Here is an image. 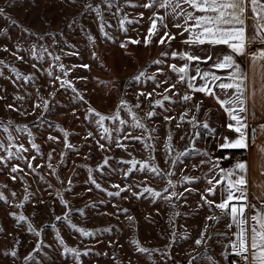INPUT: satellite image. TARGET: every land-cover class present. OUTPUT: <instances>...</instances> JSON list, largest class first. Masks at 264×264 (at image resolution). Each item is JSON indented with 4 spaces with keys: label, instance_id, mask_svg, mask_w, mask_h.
Wrapping results in <instances>:
<instances>
[{
    "label": "rangeland",
    "instance_id": "rangeland-1",
    "mask_svg": "<svg viewBox=\"0 0 264 264\" xmlns=\"http://www.w3.org/2000/svg\"><path fill=\"white\" fill-rule=\"evenodd\" d=\"M147 2L0 0L4 10L0 15V61L4 62L0 65V194L5 197L0 200V264H189L197 256L192 264H229L230 254H225L230 253L228 245L237 229L228 227L227 216L219 221L207 219L219 216L220 210L201 201L209 186L205 174L213 175L209 168L216 160L218 109L209 96L193 92L187 83L177 84L178 76L168 65L181 66L183 61L171 56L176 47L159 43L162 28L151 43H143L150 17L160 15L158 6L143 8ZM122 19L126 31L121 29ZM132 40L141 42L133 44ZM34 46L36 56L32 55ZM154 60L163 63L157 65ZM141 71L146 76L137 81L134 77ZM153 74L155 81L146 78ZM63 80L70 81V86L61 87ZM169 84L177 86L165 92ZM172 93L170 101H163L164 95ZM185 93L192 95V101L180 99ZM156 100H162V105ZM90 108L105 116L118 113L126 123L105 120V126L113 130L111 138L105 139ZM133 116L144 129L133 127ZM204 122L208 128L201 126ZM65 133L71 148L65 147ZM169 134L172 147L166 149ZM20 145L27 150L20 153L23 159L9 158V151L16 152ZM182 152L186 155L173 164L172 158ZM201 160L208 163L201 164ZM144 161L154 163L162 174L141 171ZM17 165L13 173L11 168ZM184 175L200 179L183 182ZM169 179L177 182L169 192H184L179 200H154L143 192L147 186L167 195L163 190ZM114 185L124 189L118 196L108 195L119 191ZM186 188L192 191L185 192ZM207 198L218 203L216 194ZM65 214L67 219H56ZM19 215L27 219L17 222ZM29 224L35 232L28 230ZM78 228L93 235L82 236ZM202 232L207 244L197 245ZM60 239L80 251L79 261L63 253ZM133 241L150 251L138 252ZM37 244L40 248L34 251ZM12 250L16 256L10 254ZM29 254L32 258L25 260ZM170 257L177 258L176 262Z\"/></svg>",
    "mask_w": 264,
    "mask_h": 264
},
{
    "label": "snow or ice",
    "instance_id": "snow-or-ice-1",
    "mask_svg": "<svg viewBox=\"0 0 264 264\" xmlns=\"http://www.w3.org/2000/svg\"><path fill=\"white\" fill-rule=\"evenodd\" d=\"M107 2V0H106ZM134 7H139L141 5H133ZM159 7L167 12L168 15L177 20L183 21L184 32L188 33V37L184 40V44L188 45V49L177 52L172 51L171 56L173 58H179L183 61L181 66H177L176 64H170L168 67L173 73H176L178 76V83H187V87L191 89L193 92L203 93L207 96L214 97L216 102L220 105L221 108L227 113L229 123L227 124L228 129H230L234 134L235 138L229 139L228 137L224 138V142L219 144V147L222 149H248L250 146V138L247 133V129L250 127L248 122V108L246 106V74L243 70H241L239 64L234 59L233 53L236 55H244L247 54L246 49L247 46L251 43H262L264 44V0H148L147 3L142 5L145 9H151L154 7ZM91 7V5H89ZM170 10V11H168ZM3 9L0 8V15L3 14ZM249 12L251 15H249ZM199 13V15L197 14ZM99 15V13H98ZM142 15V14H141ZM126 19V18H125ZM151 25L148 28V36H146L143 40V43L149 44L152 42V38L159 36V32L161 27L167 28V24L165 23V17L158 15L156 13L150 17ZM249 21L251 23L249 24ZM128 23H133L134 21H127ZM125 20H121V29H124ZM174 27L180 28L181 24L176 23ZM249 27L252 29L251 35L248 34ZM101 31H103V25H101ZM175 40V37L170 34V32L165 31L163 36H159V43L165 44L170 41ZM141 41L132 40L131 43H140ZM226 45L231 53L223 54L222 56H213L211 54H206L204 56L196 54L195 51L191 50L192 46L195 45ZM125 45L122 44L121 47ZM6 50V49H5ZM42 51H47L43 49ZM32 55L36 56L37 53L35 51V46L32 50ZM95 55V54H93ZM161 55H167V53H161ZM251 60L253 66H259L260 68V76L261 79L264 80V48L257 49L252 52ZM42 59V56L39 57ZM18 59H23L22 57H18ZM55 60H59V56L54 57ZM195 62V63H193ZM211 63V67L218 70H225L226 75L221 76L217 75L212 71L202 70L200 67V63ZM152 63L160 65L163 63L161 60H154ZM4 62L0 61V65H3ZM35 67V65H34ZM83 67H88L87 65H83ZM60 68L63 70L64 65L61 64ZM192 69L195 72V75L189 74V69ZM15 71V69H13ZM158 72L162 71V69L158 68ZM17 76L20 73H16ZM48 75L51 76L52 72L49 71ZM64 75H67V72H64ZM146 72L141 71L134 79L137 81L140 80L141 77H145ZM149 80H156V75L153 74L150 77H146ZM199 78L203 83L197 86L196 81ZM25 80L30 79V77H24ZM56 79H60V77H56ZM163 83H167L164 81ZM69 85L70 81L63 80L61 83V87ZM159 86V84L157 85ZM176 84H169L168 88L165 89V92H170V90L176 88ZM262 90H264V84L261 85ZM215 89H219V93L215 91ZM75 91V89H73ZM221 94L223 95V99H221ZM140 95H144L141 93ZM147 95L151 96L152 93H148ZM171 95H164L163 101H170L172 99ZM82 98V97H81ZM17 99H23L22 97H17ZM180 99L184 102L192 101L193 97L189 93H185L180 96ZM156 104L162 105V100H156ZM126 103L121 101V107H125ZM139 106V105H137ZM11 107V105H9ZM200 105L197 104V110L200 109ZM44 108H48V102L45 101ZM130 111V109H129ZM90 113H94L98 119L96 120V126L101 130V135L105 139L111 138L112 129L105 126V120H119L120 124L126 123L124 120L119 119V114L116 113L112 116H105L96 112L94 109H89ZM149 117L153 115L152 112L147 113ZM186 115V113L184 114ZM207 115V114H206ZM133 119L136 120L133 127L144 129L145 125L141 123L135 116ZM165 119H169V117H165ZM184 119V116H181V120ZM195 118H193L194 122ZM234 122V123H233ZM203 128H208L209 124L204 122L201 125ZM26 130V128L24 129ZM119 131V129H116ZM152 131H155L153 129ZM215 131V130H213ZM253 135L257 132L264 134V124H261L252 129ZM31 135V133H29ZM67 133H65V147L71 148L72 145L67 143ZM89 136L92 133H88ZM199 135L198 133L196 134ZM50 139H55V137H49ZM126 139H136L139 140L141 137H125ZM171 134H169L168 143L165 144L166 149H171L172 145ZM151 139V137H149ZM118 143V141H117ZM118 146L123 147L118 143ZM0 147H3L0 145ZM32 147L35 149H39V146L35 143H32ZM100 148H104L103 144L99 145ZM145 147H150V145H145ZM21 151H27L24 149L23 145H20L16 152L9 151V158L16 157L18 159H23V156L20 155ZM259 151L264 154V146H259ZM63 155V154H62ZM186 155V152L178 153L175 157L172 158V163L175 164L177 160ZM204 155H208V153H204ZM51 157V154H49ZM224 159H228V157H223ZM2 159V158H0ZM35 159V157H33ZM153 158L149 157V161ZM149 161L140 162L139 168L141 171H150L155 175L159 176L162 174L161 170L154 163L150 164ZM107 163V161H105ZM130 163L133 166L136 165V161H131ZM201 164L208 163L206 160H201ZM28 168L32 169L33 165L31 161H28ZM49 168H52V165H48ZM246 168L247 165L244 161H237L234 165L229 168H221L219 166V159H216L212 162L211 167L209 168V173H213V175L209 176L207 173L205 174V178L207 179L208 187L205 188L204 194H201V201L203 204L207 205L209 208L214 207L220 210V215H213L207 217L209 220L219 221L222 216H227L230 218L231 223H229L228 227L231 228L233 226L236 227L237 231L233 234L235 236L234 240H231L228 247L230 248V253H226L225 255H234L238 258L237 261H233V264H264V202L259 205L250 203L248 200L247 194V184L248 181L246 179ZM13 173L18 171V165L13 166L11 168ZM132 171V169H129ZM169 172L167 175H171ZM127 175V173H125ZM218 176V178H217ZM16 179V177H12ZM91 183L95 184L97 188L100 187L99 184H96V181L89 177ZM200 179V177L195 176H187L184 175L181 177L183 182H190ZM71 183V181H70ZM177 182L169 179L167 181V187L163 190V192L168 193L167 195H162L160 191H156L150 187H144L143 192L148 193L155 200L156 198H160L165 200L166 202L171 203L172 198L175 197L177 200L184 196V192H177L175 190L169 192V189H174L175 184ZM114 187L118 188L119 191L115 193H108V195L118 196L120 192L124 191L123 188H120L119 185H114ZM221 191L223 195L221 196V200L219 203H215L214 200H209L208 196H214L217 191ZM192 191V189H185V192ZM13 195H15L13 193ZM134 195H139L134 193ZM29 198L27 192L25 195V200ZM5 197L0 194V200H4ZM261 200L264 201V195H262ZM23 201L21 202V204ZM61 203L67 205V202L61 198ZM19 206V205H18ZM252 210L253 214L250 219L252 221L251 226L249 227L248 221V211ZM81 212L83 210H80ZM123 211H127L126 209ZM179 213H175L178 215ZM12 215H15L14 213ZM17 222L25 221L27 218L23 215H19L16 217ZM57 220L67 219V214L64 217H56ZM132 217H129L131 220ZM73 228H76L75 225H72ZM209 226L205 225V229ZM28 230L35 232V229L29 224ZM77 231L80 232L82 236H91L93 233L91 231L85 230L83 228H78ZM107 231V229H105ZM39 235V232H36ZM58 235V234H57ZM61 245H64V241L62 239L59 240ZM134 244L137 245V251L141 253H148L150 250L147 248L140 247L138 241H133ZM197 245L207 244V240L205 239V233L202 232L199 239L195 241ZM40 248V244H37L36 249ZM64 254H72L77 261H79V257L81 255L80 251L75 248H69L66 245L63 247ZM12 256H16V251L12 250L10 253ZM87 255L88 252L85 251L83 253ZM32 258L31 254L28 257H25V260ZM199 257H192L189 261V264H192L193 260L198 259Z\"/></svg>",
    "mask_w": 264,
    "mask_h": 264
},
{
    "label": "crops",
    "instance_id": "crops-1",
    "mask_svg": "<svg viewBox=\"0 0 264 264\" xmlns=\"http://www.w3.org/2000/svg\"><path fill=\"white\" fill-rule=\"evenodd\" d=\"M170 11V10H168ZM199 15V13H197ZM160 15L165 17V23L167 24V28L161 27V36L164 35L165 31L170 32L171 35L175 37V40L170 41L168 43L171 46L176 47L177 52H181L188 49V45L184 44V40L187 39L188 33L184 32L183 21L177 20L167 14V12L163 9H160ZM249 15L251 13L249 12ZM180 23L181 27L176 28L174 24ZM251 21H249V24ZM252 29L249 27L248 34L251 35ZM264 48V44L256 42L251 43L247 46L246 52L247 54L244 55H236L234 59L239 64L241 70H243L246 74V106L248 108V122L250 125L257 127L261 124H264V90H262L261 85L264 84V80L261 79L260 76V68L259 66H253L251 60V53L256 51L257 49ZM193 51L196 54L204 56L206 54H211L215 56H222L226 53H231V50L226 45H195L192 46ZM195 63V62H193ZM212 62L200 63V67L202 70L205 71H212L215 72L217 75L225 76V70H218L212 68ZM190 75H195V72L190 68L189 69ZM203 81L197 78L196 84L199 86ZM219 93V89H215ZM223 95L221 94V99H223ZM209 99L213 102V106L218 109L219 115V123H218V135L215 136L214 139V148L217 149L214 153V157L219 159V166L221 168H229L234 165L237 161H244L247 165L246 168V179L248 181L247 184V194L248 200L250 203L259 205L260 203L264 202L261 200L262 195H264V154L259 151V146H264V134L257 132L255 135H252V139H250V146L248 149L244 150V157L239 160L229 161L228 159H224L223 157H227L226 155L234 151L235 149H222L219 147V144L224 142V138L228 137L229 139L235 138V134L228 129L227 124L230 122L227 116V113L224 111L223 108L216 102L214 97H210ZM234 123V122H233ZM218 178V176H217ZM216 200L219 203L221 200V196L223 193L221 191H217L216 193ZM253 214L252 210L248 211L249 216V227L252 224L250 219L251 215ZM230 250V249H229ZM172 262H174L177 258L170 257ZM185 257H181L183 261ZM176 262V261H175Z\"/></svg>",
    "mask_w": 264,
    "mask_h": 264
},
{
    "label": "built area",
    "instance_id": "built-area-1",
    "mask_svg": "<svg viewBox=\"0 0 264 264\" xmlns=\"http://www.w3.org/2000/svg\"><path fill=\"white\" fill-rule=\"evenodd\" d=\"M252 129H253L252 125H250V127L247 129V133L250 138L253 135ZM226 156L228 157L229 161L239 160L244 157V151L243 149H238V150L235 149L234 151L229 152ZM237 260H238L237 257H235L234 255H230L229 264H233V261H237Z\"/></svg>",
    "mask_w": 264,
    "mask_h": 264
},
{
    "label": "trees",
    "instance_id": "trees-1",
    "mask_svg": "<svg viewBox=\"0 0 264 264\" xmlns=\"http://www.w3.org/2000/svg\"><path fill=\"white\" fill-rule=\"evenodd\" d=\"M236 150H238V149H236ZM229 259H230V255L227 256V260H228V262H229Z\"/></svg>",
    "mask_w": 264,
    "mask_h": 264
}]
</instances>
